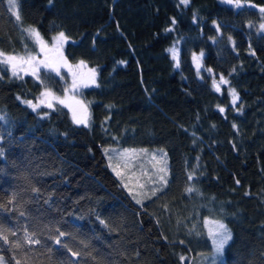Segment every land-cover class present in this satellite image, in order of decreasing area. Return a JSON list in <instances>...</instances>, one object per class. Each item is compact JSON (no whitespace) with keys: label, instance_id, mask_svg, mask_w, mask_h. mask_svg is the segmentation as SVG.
I'll list each match as a JSON object with an SVG mask.
<instances>
[{"label":"trees","instance_id":"obj_1","mask_svg":"<svg viewBox=\"0 0 264 264\" xmlns=\"http://www.w3.org/2000/svg\"><path fill=\"white\" fill-rule=\"evenodd\" d=\"M239 5L0 0V52L27 58L40 49L29 29L64 32L65 60L98 70L77 91L79 125L62 104L24 103L65 94L69 74L13 75L0 57L5 264H197L214 253L209 221L230 232L221 264H264V0ZM125 154L137 167L157 154L167 183L134 192L115 171Z\"/></svg>","mask_w":264,"mask_h":264},{"label":"rangeland","instance_id":"obj_2","mask_svg":"<svg viewBox=\"0 0 264 264\" xmlns=\"http://www.w3.org/2000/svg\"><path fill=\"white\" fill-rule=\"evenodd\" d=\"M43 41L47 44V48L49 49V51H47V59L50 63L58 62L60 60L61 53H62V56L64 58L63 48H64L66 42H64L61 51L57 52L54 50V40L53 39L51 41H46V40H43ZM39 48L40 49H39L38 53H35L33 55H29L27 58L36 57L39 60H44L46 58V54L44 51H41L40 43H39ZM176 49L177 48H174V51H176ZM6 56H9V55H6ZM10 56H15V55H10ZM16 57H19V56H16ZM196 57H200L199 61L196 60V66H197V64H199V67L197 66V70L199 71V73H201L203 70V64H202L203 58H202V55H199ZM27 58H25V59H27ZM64 60H65V58H64ZM8 64L12 68V65L10 63H8ZM67 64L71 66L72 70L69 71L68 67L61 66L60 70H59V75L65 79V75H66L65 73L69 74L68 75L70 77L69 89L63 95H58L54 92L53 93L55 94L56 97H59V99L65 101V103H63L62 105L66 106L70 110L72 117H73L74 111H75L77 117H80L83 114L87 120V123H88L89 112H88L87 106H86L85 102L82 100V98L79 97V95L77 94V91L80 88L90 87V86L94 85L95 83H92L91 79H90L92 76L91 70H95V82H96L98 70H97V68L86 67V66H83L81 64L72 65L68 62H67ZM42 69L52 70L51 68H45V67L41 66L39 72ZM16 71H17V74H21V75L31 73L30 68L27 64L22 65V66H18ZM73 73H76L75 82H76L77 86L75 88H73ZM210 74H211V72H210ZM37 102H38V99H37L36 103ZM77 102H79V103H77ZM53 103H54V107L57 104H61L58 101H53ZM81 105L83 106V109L86 110V112L82 113ZM40 108L52 109V108H48L46 105H41L37 109H40ZM79 125H83V124H79ZM125 155H126L125 157H127V158H125L126 159V162H125L126 169L122 166H120V168L117 166L115 171H117V173L118 172L120 173L119 176H121L123 178V180H124V177L127 178L126 183L131 186V188L134 192H137V193L140 192V194H146L148 192V190H147L148 188L146 187V184L148 182H150V183L155 182L154 178L157 175H158L159 179L161 176H164L163 175L164 171H161V169L164 170L165 166L162 163L161 158H159V156H157V154H154L153 156L151 155L149 157V159H146L145 163H143L142 165L137 167L136 162L133 159L135 157H133V156L129 157V154H125ZM220 224H223V223L215 222V221H209L208 222L209 234H210V237L212 238L214 245H215L214 253L211 257H209L207 259H201L200 261L197 262V264H221L222 254H223L224 248L230 239L227 241V243L224 244L223 249L220 251H217L216 243L218 242V239L221 236V234L224 233L225 229L227 230L228 233H230V232L224 224L223 225L225 226V229L219 228L218 225H220ZM0 264H5V262L3 261L1 256H0Z\"/></svg>","mask_w":264,"mask_h":264},{"label":"snow or ice","instance_id":"obj_3","mask_svg":"<svg viewBox=\"0 0 264 264\" xmlns=\"http://www.w3.org/2000/svg\"><path fill=\"white\" fill-rule=\"evenodd\" d=\"M182 3H184L185 5H187L189 3V0H181ZM229 2H232V0H229ZM9 4L12 6V8L15 10L17 7V0H9ZM239 0H237V7H239ZM261 11H264V9H261ZM17 19H19V12L16 11L15 12ZM173 23H175V21H173ZM262 28H264V25H261ZM170 30V29H168ZM29 33L40 43L41 45V51H44L46 54V58L44 60H39L36 57H29L27 59L23 58V57H16V56H6L3 52H0V57L3 58V62L4 63H10L12 65L13 68V75H17V67L18 66H22L27 64L30 68L31 71V75L35 76L37 79H39V70L40 67L43 66L45 68H51L53 71H55L57 74H59V70L61 66H65L69 68V71H71V66L67 64L66 60H64L62 53L60 56V60L56 63H50L47 59V51H49V49L47 48V44L43 41V39L40 36V33L38 31H36L35 29H29L28 30ZM54 40V50L57 52H60L64 42H66L68 40V37L65 35L64 32H60L56 37L53 38ZM174 52V50H173ZM200 57H196L194 56V60L199 61ZM81 64H83V62H81ZM197 66L199 67V64H197ZM92 71V76H91V82L95 83V70H91ZM210 71V70H209ZM75 77H76V73H73V88H75L76 82H75ZM214 83V87L216 88L217 91L220 90V84H227L228 81L221 76L220 77V83L217 82H213ZM232 103L233 105H235L236 100L239 98L238 95L235 93V90H232ZM53 101H58L59 103L63 104L65 103L64 100L59 99V97H56L55 94L53 92H51V90L45 89V91H43L40 94V97H38V102L37 103H33L32 101L26 100L24 101V103L28 104L29 106H31L34 110L39 108L41 105H46L48 108H53L54 107V103ZM79 103V102H77ZM81 111L82 113L86 112L85 109H83V106L81 105ZM221 112L224 111L223 108L220 109ZM73 119L74 122L77 124H87V120L84 117V115L82 114L80 117H77L75 111H74V115H73ZM107 152V149L105 150ZM129 150H125V152L127 153ZM135 151V150H132ZM161 171H164L163 169H161ZM117 175H120V173L118 172ZM189 179H191V175L189 176ZM160 180L163 181L164 183H167V181L165 180L164 176L160 177ZM238 183V181H237ZM125 187H127V185H125ZM187 191H193V189H187ZM156 194V190L154 189L152 192V195ZM138 203L140 201H137ZM219 228L221 229H225V226L223 224L218 225ZM60 236H63L64 233H60ZM230 239V233L227 232V230L225 229L224 233L221 234V236L218 239V242L216 243V247H217V251H220L223 249V246L225 243H227V241ZM31 243H39V241L37 240H30ZM57 243H60L59 241V237H57L56 239ZM72 255H77V253L73 252ZM181 260L184 259V257L180 258Z\"/></svg>","mask_w":264,"mask_h":264}]
</instances>
